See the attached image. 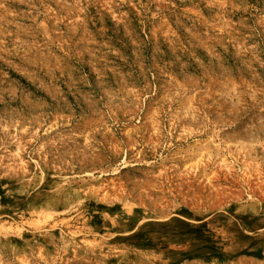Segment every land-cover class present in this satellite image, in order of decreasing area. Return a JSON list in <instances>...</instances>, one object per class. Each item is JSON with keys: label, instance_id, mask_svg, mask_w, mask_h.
Wrapping results in <instances>:
<instances>
[{"label": "rangeland", "instance_id": "374dc122", "mask_svg": "<svg viewBox=\"0 0 264 264\" xmlns=\"http://www.w3.org/2000/svg\"><path fill=\"white\" fill-rule=\"evenodd\" d=\"M0 264H264V0H0Z\"/></svg>", "mask_w": 264, "mask_h": 264}]
</instances>
